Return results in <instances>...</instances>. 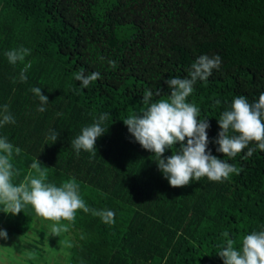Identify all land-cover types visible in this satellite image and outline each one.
Here are the masks:
<instances>
[{"label":"trees","instance_id":"16d2710c","mask_svg":"<svg viewBox=\"0 0 264 264\" xmlns=\"http://www.w3.org/2000/svg\"><path fill=\"white\" fill-rule=\"evenodd\" d=\"M21 47L30 54L9 64L5 52ZM203 54L218 55L221 63L206 81L197 80L187 102L207 120V151L241 171L219 182L201 177L171 187L156 156L122 120L139 114L145 90L153 100L169 96L165 81L189 78ZM81 69L100 78L81 88L74 79ZM33 87L48 97L44 112ZM262 92L264 0H0V119L8 105L15 121L0 126V138L21 149L11 158L19 172L13 183L39 177L31 168L37 160L46 183L74 179L90 209L115 213L111 224L83 210L74 221H61L71 238L67 264H223L216 253L228 240L239 249L243 236L264 230V151L250 142L229 158L215 143L217 120L233 98L251 103ZM103 113L110 115L97 153L77 154L72 140ZM51 132L58 134L54 143ZM248 148H256L251 157ZM171 154L166 149L163 157ZM3 211L0 205L6 238L31 232L23 250L43 252L49 220L41 221L31 205L14 216Z\"/></svg>","mask_w":264,"mask_h":264},{"label":"clouds","instance_id":"9594fccd","mask_svg":"<svg viewBox=\"0 0 264 264\" xmlns=\"http://www.w3.org/2000/svg\"><path fill=\"white\" fill-rule=\"evenodd\" d=\"M28 54L30 49L23 47L5 52L9 64L12 65L24 61ZM103 59L104 57H100V60ZM220 63L218 55H200L189 69V78L173 77L165 81L170 90L169 96L153 100L154 93L145 90L141 101L143 107L139 114H130L122 120L135 142L156 156L157 168L171 187L186 186L193 179L198 181L201 177L219 182L241 171L235 165L207 151V120H199V109L187 102L197 80L206 81L212 70L219 68ZM108 65L115 69L117 62L108 60ZM26 71L27 67L19 74L21 82L27 80ZM99 78V73L85 74L83 69L74 73V79L80 83L81 88H87ZM31 92L41 103L38 111L44 112L46 109L43 105L48 103V97L41 94L39 87H33ZM155 95L158 96L159 92ZM109 115L103 113L96 122L81 129L80 134L71 142L77 154L81 150L97 153L95 142L107 131L102 124ZM14 122L13 116L8 112V105H4L0 126ZM217 123L220 131L215 140L218 145L216 151L223 156L234 158L250 142H255L256 148L264 151V92L260 93L258 100L251 103L244 96L234 97L230 108L222 112ZM48 138L54 143L58 134L51 132ZM176 144L180 145L178 149L174 147ZM256 148H248L246 156L251 157ZM166 149L172 150V154L164 158ZM20 151V148H14L7 137L0 138V205H3L5 214L14 216L21 213L25 205H31L36 215L55 222L50 232L55 236L68 231V225L60 222L74 221L77 210L85 213L91 211L102 222L114 223L113 211L92 210L86 205L79 195V186L74 179H69L60 186L46 183V177L37 160L31 164V168L40 173L39 177L25 176L23 182L14 184L13 178L19 172L11 163V158L14 152L19 154ZM6 237V231L0 230V238ZM216 254L223 260V264H264V230L243 236L239 249L234 247V241L228 240Z\"/></svg>","mask_w":264,"mask_h":264},{"label":"rangeland","instance_id":"374dc122","mask_svg":"<svg viewBox=\"0 0 264 264\" xmlns=\"http://www.w3.org/2000/svg\"><path fill=\"white\" fill-rule=\"evenodd\" d=\"M49 222L51 224H48V229L51 232V227L55 222L50 220ZM60 223L62 224V222ZM42 227L46 229L44 225L40 228ZM29 234L30 236L33 235L31 232ZM30 236L8 237L0 242V264H67L71 245L70 232H63L59 236L47 235V240L43 244V252H35L34 254L23 250L28 246L24 240ZM29 241L32 242L33 238Z\"/></svg>","mask_w":264,"mask_h":264}]
</instances>
